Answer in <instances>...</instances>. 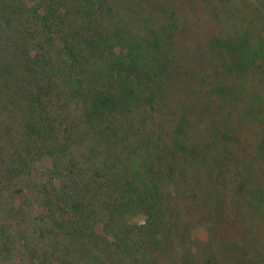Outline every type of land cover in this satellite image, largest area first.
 Returning a JSON list of instances; mask_svg holds the SVG:
<instances>
[{
	"label": "rangeland",
	"instance_id": "rangeland-1",
	"mask_svg": "<svg viewBox=\"0 0 264 264\" xmlns=\"http://www.w3.org/2000/svg\"><path fill=\"white\" fill-rule=\"evenodd\" d=\"M3 3L61 17L64 31L104 39L110 52L119 34L147 43L150 26L156 33L171 25L175 31L184 27L169 54L168 48L157 54L175 63L176 80L188 88L197 110L192 124L182 123L177 111L176 122L169 121V135L158 122L161 111L155 101L146 102L140 87L128 91L107 51L104 61L112 67L105 80L89 73L71 77L63 66L68 78L57 80L62 93L53 91L45 100L56 119V139L64 147L60 160L57 149L41 154L29 134L27 141L23 110L14 91L1 83L0 264H130L134 247L139 256L150 254L149 240L163 245L168 254L154 251L147 264H231L221 258L204 211L226 219L228 228L235 227L228 236L239 249L247 244L261 250L245 254L264 264V155L257 152L264 143V0H91L88 15L81 4L66 0ZM88 19L97 24V30L90 25V36L80 30ZM93 88L113 97L120 108L115 114L118 134H109L90 152L87 147L92 145L80 140L87 130L81 108ZM201 94L210 101L196 97ZM190 101L181 107L192 108L187 106ZM162 115L166 118L167 110ZM226 115L229 126L219 123ZM205 124L210 135H205ZM211 126L219 139L214 145ZM225 131H233L249 150L243 152L234 140L228 143ZM229 148L232 156L227 155ZM204 154L219 155L220 166L217 162L207 169ZM67 157L75 165L55 173L54 164H63ZM239 165L233 179L221 171L223 167L233 173ZM242 215V221L249 217L247 227L240 226L242 221L236 226ZM218 230L220 235L223 229ZM215 245L210 260L207 250Z\"/></svg>",
	"mask_w": 264,
	"mask_h": 264
},
{
	"label": "trees",
	"instance_id": "trees-1",
	"mask_svg": "<svg viewBox=\"0 0 264 264\" xmlns=\"http://www.w3.org/2000/svg\"><path fill=\"white\" fill-rule=\"evenodd\" d=\"M90 1L66 0V3L81 4L85 9V15H88V3ZM0 2H4V0H0ZM165 13L170 14L169 11H165ZM63 22L64 19L61 17L33 13L30 7H28L27 11L26 9H22L19 4L12 5L8 3L7 6H4V3L0 4V87L1 83H3V88L8 91H14V99L18 101L23 110L20 116L21 121H23L26 139L28 141L29 134L31 141L35 140L38 153L42 154L51 149H57L55 150L58 151L56 158L62 160L61 156L64 147L56 139L57 130L54 129L52 124V121L56 119L48 113L45 100L49 95L51 97L53 91L59 94L62 93L61 88H59L60 83L57 80L67 75L63 66L68 70L71 77L78 76L80 73H86L87 75L89 73L97 75L99 80H105L107 78V70L112 67L104 61L105 51L112 55L114 65L118 66L116 67L118 69L116 75L127 82L128 91L133 93L137 87H140L143 91V99L146 102L155 101L156 108L161 111L162 117H160L158 122L160 125L164 123V130L169 135L172 132L169 128V121L176 122L177 111L182 114V123L188 122L192 124V116L197 107H192L189 99L190 94L187 93L188 88L176 80L179 79L177 76L179 73L177 72L176 74L175 72V63L173 61L169 63L164 56L157 54V51L165 54L164 50L166 48H168L169 54L170 49L180 39L178 36L181 35V32L185 31L184 27L181 30L175 31L174 25H171L169 28L167 27V30L163 26L165 31L161 28V31L156 33L153 27L150 26L149 31L152 34L149 32L150 41L147 43H145L144 38L131 39L132 37L130 36L124 37V34H119L116 43L112 47V52H110V48L106 46L104 39L95 41L91 37H84L82 34L64 31L61 28ZM86 22L87 26L80 30L84 35L90 36L92 33L90 25L92 29L97 30V24L92 19H88ZM70 25L74 27V20L70 19ZM101 33L104 38L103 30ZM99 48L102 50L97 53ZM32 51L33 56L29 58L28 55ZM99 60L103 63L102 66ZM154 65H158L156 69ZM62 72H66V74L59 75ZM65 78L68 77L66 76ZM68 80L72 81V79ZM206 92L210 93V91ZM86 93L87 96L90 95V91ZM196 97L205 100L203 102L210 101L207 94H201ZM173 101L175 104H172ZM187 101H190L187 106H191L192 108L181 107L182 103H186ZM207 104L203 103L202 106ZM206 107L210 108L211 105L209 104ZM119 108V103L113 97L95 88L92 89L89 99L82 102L81 117L87 130L80 140L84 141L83 145H92L91 147H87V149H90V152H92L91 148L93 146L97 147L99 142L106 139L109 134H118L117 124L115 123L118 116L115 117V114L119 113ZM165 110L168 112L166 118L162 115ZM228 117L229 115L224 116L221 118L223 122L219 123L227 125L225 122ZM254 122H257L256 118ZM205 129V135H210V129L207 124H205ZM225 132L227 133L228 143L234 140L233 144L239 146V149L241 147L240 150L243 149V152L249 150L246 148L244 140L239 141L235 138L233 131L229 133ZM213 135L212 127L209 139L212 145L219 142V139H215ZM83 145H80V147L82 146L81 148L85 149ZM194 148L198 149L197 145ZM258 148L257 152L261 151L262 155H264V143L258 145ZM195 149H193L194 152ZM59 154L61 155L59 156ZM227 155L232 156L230 148L227 151ZM203 156L202 161L207 169L213 167L217 162H219L218 166H220L221 159L219 155H213L212 158H207L205 154ZM38 157L40 158L41 156ZM74 165L75 161L67 157V160L63 164L57 166L54 164L53 168H55V173L60 174L62 167L68 169ZM23 168H27L28 170V165L24 164ZM240 170V165L237 166V170L233 173L226 168H221V171L225 172L230 179H233L234 174ZM237 192H241L240 189ZM204 213L206 218L211 222L209 225L215 234L213 242H217L216 245L220 249V255L223 260L229 261L231 264H258L259 260L250 259L253 255L247 256L245 250L257 253L261 252V250L252 249L247 244H242V248L239 249V243L233 240L232 237H229L232 232L231 230L235 227L228 228L226 219L224 221V218L217 213L210 214L207 211H204ZM242 219L243 215L239 217L240 221L237 222L236 226L240 224ZM247 220H249L248 216L245 217L240 226L247 227L248 224L245 223ZM156 224L161 228L162 221L159 220ZM217 227L223 229L220 230L221 241ZM127 231L129 232V229ZM167 236L168 233H166L165 240ZM135 244L139 245L140 242L136 241ZM148 244L151 252L150 254L145 253L143 256H139L137 252L138 247H134L135 256L131 259L130 264H147L154 251L156 255L164 256L166 253L168 254L167 249L163 245H159L158 242L149 240ZM216 245L209 247L207 250L210 260H212L210 253H213L211 251H215ZM263 246L264 243H261L260 247L262 248Z\"/></svg>",
	"mask_w": 264,
	"mask_h": 264
}]
</instances>
